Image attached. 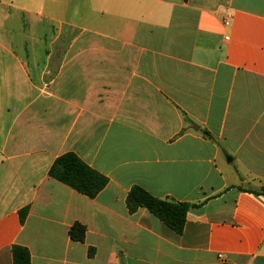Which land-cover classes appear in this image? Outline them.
Segmentation results:
<instances>
[{"label": "crops", "instance_id": "crops-1", "mask_svg": "<svg viewBox=\"0 0 264 264\" xmlns=\"http://www.w3.org/2000/svg\"><path fill=\"white\" fill-rule=\"evenodd\" d=\"M135 186L200 206L178 234ZM263 186L264 0H0V264H264Z\"/></svg>", "mask_w": 264, "mask_h": 264}, {"label": "trees", "instance_id": "trees-1", "mask_svg": "<svg viewBox=\"0 0 264 264\" xmlns=\"http://www.w3.org/2000/svg\"><path fill=\"white\" fill-rule=\"evenodd\" d=\"M182 115L189 126L184 128L182 133L191 129L200 132L202 136L208 139L214 140L207 130L197 126L184 113ZM49 175L51 178L91 199L95 198L108 184V178L92 169L72 152L58 157L50 168ZM260 193L264 195V186ZM199 206V204L161 199L138 186L133 187L127 197V207L130 213H134L139 208H145L178 234L183 232L190 210ZM26 216L27 209L20 211L22 224ZM85 236L86 228L80 223H75L69 229V237L73 241L84 242ZM89 254L92 255L93 250L89 251ZM12 257L14 264H31L30 252L25 247L14 245L12 247Z\"/></svg>", "mask_w": 264, "mask_h": 264}, {"label": "built area", "instance_id": "built-area-1", "mask_svg": "<svg viewBox=\"0 0 264 264\" xmlns=\"http://www.w3.org/2000/svg\"><path fill=\"white\" fill-rule=\"evenodd\" d=\"M226 24H228V23L226 22Z\"/></svg>", "mask_w": 264, "mask_h": 264}]
</instances>
